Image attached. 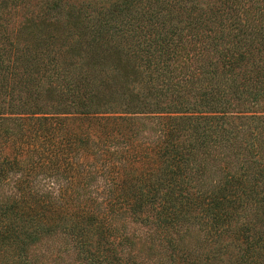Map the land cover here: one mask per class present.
Returning a JSON list of instances; mask_svg holds the SVG:
<instances>
[{"label":"trees","instance_id":"1","mask_svg":"<svg viewBox=\"0 0 264 264\" xmlns=\"http://www.w3.org/2000/svg\"><path fill=\"white\" fill-rule=\"evenodd\" d=\"M68 250L264 264V0H0V264Z\"/></svg>","mask_w":264,"mask_h":264},{"label":"rangeland","instance_id":"2","mask_svg":"<svg viewBox=\"0 0 264 264\" xmlns=\"http://www.w3.org/2000/svg\"><path fill=\"white\" fill-rule=\"evenodd\" d=\"M130 228L142 236L145 232V229L139 225H133ZM63 247H65L64 242L59 236H50L43 239V241L34 248L33 253H36V255H55L58 249ZM60 254L62 259H57L55 264H77V261L75 260V253L73 251H62Z\"/></svg>","mask_w":264,"mask_h":264}]
</instances>
